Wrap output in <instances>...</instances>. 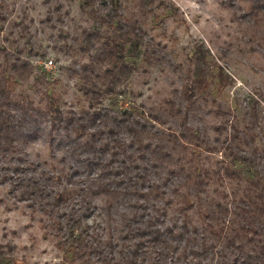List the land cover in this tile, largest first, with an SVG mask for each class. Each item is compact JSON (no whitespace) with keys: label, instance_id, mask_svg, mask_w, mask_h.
<instances>
[{"label":"trees","instance_id":"1","mask_svg":"<svg viewBox=\"0 0 264 264\" xmlns=\"http://www.w3.org/2000/svg\"><path fill=\"white\" fill-rule=\"evenodd\" d=\"M122 2L79 3L97 26L82 29L81 38L74 39L87 57L78 64L79 72L72 71L86 103L78 113L62 109L47 90L38 103L16 91L18 82L45 70L0 38V184L9 183L15 200L38 212L46 235L77 264H264V158L257 147L232 152L239 167L217 172L218 178L238 183L239 194L230 201L208 196L211 172L195 166L178 213L169 216L180 183L172 177L177 170L164 164L166 157L179 146L195 155L202 136L184 126L178 134L156 129V123L166 122L156 113L102 105L107 96L122 93L121 85L138 67V55L149 64L163 60L138 20L125 16ZM255 2L264 6V0ZM5 20L0 9V34ZM28 52L45 57L32 45ZM197 68V85L192 81L182 87L186 104L171 117H187L195 85L206 91L201 76L208 71ZM41 72L35 78L41 79ZM216 76L220 89L228 84L220 67ZM243 134L253 141L255 132ZM179 135L189 144L181 143ZM38 139L61 166L45 169L23 159L25 146ZM25 164L32 169L20 177ZM84 172V180H73ZM95 195L102 196L99 204ZM196 207L199 221L194 223L189 212Z\"/></svg>","mask_w":264,"mask_h":264},{"label":"rangeland","instance_id":"2","mask_svg":"<svg viewBox=\"0 0 264 264\" xmlns=\"http://www.w3.org/2000/svg\"><path fill=\"white\" fill-rule=\"evenodd\" d=\"M80 1L0 0L6 18L0 34L3 44L9 49H21L36 68H44L45 60L53 62L52 68H44L45 73L37 69L26 81L18 82L16 91L26 92L37 102L47 90L59 100L62 109L76 113L86 103L77 90L78 77L72 71L79 72L78 64L86 62L87 57L74 39L80 37L82 29L97 26L87 9L81 8ZM122 3L125 16L138 20L163 60L149 64L138 55V67L121 85L122 93L107 96L102 105L113 110L156 113L166 118L165 123L154 125L156 129L175 130L178 134L179 127L184 126L202 136L195 146V155L179 146L166 157L164 164L177 170V177H172L180 183L179 192L172 195L169 216L178 213V201L192 184L195 166L211 172L205 187L208 196L230 201L234 193L239 194L238 183L216 175L218 170L222 175L225 167H239L231 160L232 152L257 147L258 156L264 158V6L254 0ZM30 45L45 52V57L29 55ZM197 67L208 71L201 76L206 80L205 92L196 86ZM219 67L229 78L221 89L216 76ZM40 72L41 79L35 78ZM192 81L196 84L195 94L187 106V117L183 119L180 113L171 117L178 108H184L186 101L181 89ZM247 132H255L253 141L243 137ZM178 137L181 143L189 144ZM24 152V160L42 164L45 169L62 165L51 158L41 139L25 146ZM22 168L20 177L27 176L32 169L27 164ZM85 175L84 172L74 176L73 180H84ZM9 188V183L0 184V264H77L65 257L51 236L46 235L37 219L38 212L28 202L16 201ZM101 199V195L93 198L96 204ZM196 210L197 207L189 212L194 223L199 221Z\"/></svg>","mask_w":264,"mask_h":264},{"label":"built area","instance_id":"3","mask_svg":"<svg viewBox=\"0 0 264 264\" xmlns=\"http://www.w3.org/2000/svg\"><path fill=\"white\" fill-rule=\"evenodd\" d=\"M52 66H53V62H52V60H45V61L43 62V67H44L45 69H50V68H52Z\"/></svg>","mask_w":264,"mask_h":264}]
</instances>
